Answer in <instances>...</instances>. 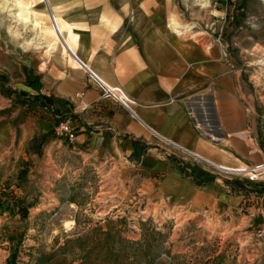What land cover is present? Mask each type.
Returning a JSON list of instances; mask_svg holds the SVG:
<instances>
[{"label":"rangeland","instance_id":"obj_1","mask_svg":"<svg viewBox=\"0 0 264 264\" xmlns=\"http://www.w3.org/2000/svg\"><path fill=\"white\" fill-rule=\"evenodd\" d=\"M57 1L0 0V71L12 61L16 76L26 73L50 93L64 94L67 70L75 80L84 72L67 58L63 37L54 32L49 9L56 13ZM70 1L73 11L85 12L89 32L98 27L103 38L112 35L107 43L124 48L127 70L140 48L181 45L188 55L189 95L197 87L203 91L198 111L210 114L214 87L226 83L238 103L250 99L264 145V0ZM15 3L35 12L41 30L21 22ZM61 22L73 36L76 25ZM150 31L160 39H145ZM148 58L161 57L139 56L145 68ZM53 103L19 90L0 72V264H264V227H258L263 213L249 227L242 210L231 215L178 207L146 175L125 163L76 154L54 130L47 138L23 140L24 108L54 111ZM237 136L250 142L248 132ZM176 151L185 155L176 149L169 155ZM212 174L223 175L233 190L246 180Z\"/></svg>","mask_w":264,"mask_h":264},{"label":"crops","instance_id":"obj_2","mask_svg":"<svg viewBox=\"0 0 264 264\" xmlns=\"http://www.w3.org/2000/svg\"><path fill=\"white\" fill-rule=\"evenodd\" d=\"M73 4L70 0H58L53 5L59 10L52 12L64 22L71 21L76 25L72 36L59 18L65 43L63 49L74 53L101 79L123 88L134 98L136 116L130 115L117 102L102 99L84 68L79 67L84 73L79 74L77 80L67 70L68 91L56 94L54 91L50 93L46 86L26 73L16 76L17 67L11 61L5 71H0L9 77L11 85L15 84L19 90L31 95L49 96L54 101V111L40 105L28 110L24 108L27 118L23 140L47 138L58 122L67 118L75 132V140L69 146L76 154L95 161L127 164L128 168L146 175L152 185H160L158 191L166 199L179 204L178 207L197 212L203 209L227 210L231 215H241L242 210L246 220L251 221L249 227L252 226L255 218L264 214V184L239 180L241 187L233 190L223 175H213L192 157L177 151L170 156L174 149L165 143L225 166L264 160V145L260 144L257 123L251 117L250 99L238 103L233 95H228L224 88L226 83H219L214 87L210 114L198 111L203 91L197 87L189 95L188 55L181 45L140 48L134 54L136 58L131 60V70H127L123 65L124 48L117 43H107L112 35L106 34L103 38L98 27L89 32L83 20L85 12L73 11ZM115 18L119 23L122 21L117 13ZM153 23L160 21L154 20ZM158 36L157 32L150 31L144 38L157 40L160 39ZM70 55L66 53L67 58L75 62ZM151 55L161 58H148L147 68L143 67L139 56ZM195 67L202 79V66ZM243 132L252 137H249L250 142L237 136ZM181 164L191 166L188 174ZM197 172L202 175L197 177ZM258 227L263 228L264 224Z\"/></svg>","mask_w":264,"mask_h":264},{"label":"built area","instance_id":"obj_3","mask_svg":"<svg viewBox=\"0 0 264 264\" xmlns=\"http://www.w3.org/2000/svg\"><path fill=\"white\" fill-rule=\"evenodd\" d=\"M53 27L57 29V24H53ZM59 32V31H58ZM60 34V32H59ZM72 58L75 60L78 66L84 68L90 80L95 84L100 92V97L102 99H110L117 102L123 109H125L130 115L136 116L134 107L137 102L134 98L128 95L123 88L118 86H112L103 79H101L97 74L90 70L85 63H83L74 53L70 51ZM55 133L59 137H64L65 140L72 144L75 140V132L71 126V121L69 119L61 120L54 129ZM167 147H172L176 150H181L185 155L192 157L198 163L206 168L207 171L215 174H225L229 176H235L239 179H246L248 182H264V162L249 165L240 164L237 167L224 166L221 164L213 163L207 159L199 157L186 149H182L177 145L169 142H165ZM258 237L263 236L262 233H258Z\"/></svg>","mask_w":264,"mask_h":264},{"label":"bare ground","instance_id":"obj_4","mask_svg":"<svg viewBox=\"0 0 264 264\" xmlns=\"http://www.w3.org/2000/svg\"><path fill=\"white\" fill-rule=\"evenodd\" d=\"M45 4V3H44ZM15 6L19 9V12H20V18H21V22L24 24H28V23H32L34 28L38 29V30H41V24L40 22H38V18L36 17V14L35 12H31L27 7H24L22 5H19L18 3H15ZM33 7V6H32ZM33 9V8H32ZM50 10V20L52 21V25L54 24H57V29H55L54 27V32L57 36V34H59L60 32V35L63 37V31H62V28L61 26L58 24V21L56 19V16L54 15V12H52V9H49ZM37 12V11H36ZM48 14V13H47ZM52 16V17H51ZM59 31V32H58ZM173 32L175 33H178L180 34V31L178 30L177 27H174L172 29ZM64 41V39H63ZM258 54V53H257ZM260 63L262 64V66H264V60H261Z\"/></svg>","mask_w":264,"mask_h":264},{"label":"trees","instance_id":"obj_5","mask_svg":"<svg viewBox=\"0 0 264 264\" xmlns=\"http://www.w3.org/2000/svg\"><path fill=\"white\" fill-rule=\"evenodd\" d=\"M43 104H45V102H43ZM196 175H197V177H200V175H202V173H200V172H197V174H196ZM67 243H69V242L67 241ZM65 249H66V247H64V248H63V250H65ZM80 264H81V263H80Z\"/></svg>","mask_w":264,"mask_h":264},{"label":"water","instance_id":"obj_6","mask_svg":"<svg viewBox=\"0 0 264 264\" xmlns=\"http://www.w3.org/2000/svg\"><path fill=\"white\" fill-rule=\"evenodd\" d=\"M52 17V16H51ZM61 36V35H60Z\"/></svg>","mask_w":264,"mask_h":264}]
</instances>
